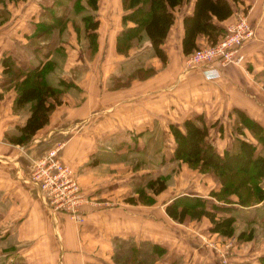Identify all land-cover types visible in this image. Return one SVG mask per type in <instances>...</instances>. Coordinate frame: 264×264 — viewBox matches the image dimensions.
I'll return each instance as SVG.
<instances>
[{"label": "crops", "instance_id": "0c3cea01", "mask_svg": "<svg viewBox=\"0 0 264 264\" xmlns=\"http://www.w3.org/2000/svg\"><path fill=\"white\" fill-rule=\"evenodd\" d=\"M118 2L120 5V0ZM241 8L247 14L253 35L240 48L241 62L220 67V76L214 80H206L199 67L183 66L181 18L191 12L192 0L174 9L175 16H178L161 44L166 65L153 55L148 40L144 49L134 45L129 53V48L130 58L135 60L134 57L145 53L148 58L141 59L139 64L142 62L143 67L152 66L155 69L153 76L129 84L126 83L129 78L127 73L130 72L128 56L115 49L116 37L122 28L119 17L120 23L115 25L113 33L100 30L96 36L99 50L103 43L107 44L108 64L113 61V67L109 69L112 75L107 77V83L104 81L107 73L104 74L99 68L87 70L79 80H74L65 68L58 71V78L69 82L71 87L64 91L62 103L52 110L48 123L24 144L11 143L7 139L16 131V126L24 122L26 115L24 110L13 108L15 92L12 88L4 90L0 64V264H99L100 252L111 250V240L118 232L115 224L120 223L114 215L107 217L106 224H103L99 213H90L92 211L87 208L85 223L82 224L64 211H53L32 181L31 171L35 161L52 148L57 150L61 162L68 163L72 178L80 189H85L91 195L90 199L98 198L99 188L120 186H114L116 181L111 183L113 172L110 173V170L114 166L111 157L115 155V147L111 143L114 139L127 140L133 136L139 139L136 148L126 147L130 153L142 151L146 156L143 157L146 166L135 172H151L155 177L163 174L166 159L172 156L174 146L172 143V148H165L163 140L169 137L163 125L182 123L196 116L207 126L208 140L220 154L232 149L236 142L245 141L254 146V155L264 157V0H238L232 3L234 13ZM119 9L122 14L120 6ZM8 12L9 21L5 24L11 23L15 14L17 17L25 14L24 11L21 15L20 11L14 15L12 10ZM39 16L41 20L35 19L34 22L44 21L43 9H40ZM227 20L220 22V25L225 28ZM100 26L99 23L97 28ZM18 29L10 32V36L7 32L0 35V59L3 54L10 55L22 68L34 66L38 62L33 54V59H30V55L22 57L17 52L15 41L20 39ZM207 43L204 35H198V46ZM50 76L47 75V79L52 83ZM247 123L253 126L248 127ZM253 129H257V134ZM100 140L107 141L108 146L99 144ZM92 156L98 158L94 165L88 164V158ZM124 172L118 177H128V173ZM200 175L202 187L201 184L196 187L198 183L192 180L190 185L195 190L189 191L190 188L170 195L163 201V207L170 199L182 194L202 196L218 205L240 207L235 195L229 196L231 203L215 200L209 192L219 188L216 175ZM259 185L264 189V173ZM164 190L154 196L163 194ZM253 208L254 211L234 219L232 240L244 253L235 264L246 261L256 264L257 257L264 255V196ZM162 214L163 209L159 218ZM205 220L207 228H210L211 223L206 217L192 222ZM142 223L146 226L145 218ZM145 228L140 227L138 231L145 232ZM162 233L160 224L155 229V238L162 236ZM99 241L103 245H99Z\"/></svg>", "mask_w": 264, "mask_h": 264}, {"label": "rangeland", "instance_id": "374dc122", "mask_svg": "<svg viewBox=\"0 0 264 264\" xmlns=\"http://www.w3.org/2000/svg\"><path fill=\"white\" fill-rule=\"evenodd\" d=\"M86 5V0H0V25L9 21V18L3 22L1 21L3 20L2 17L4 15L6 16V10H12L13 15L15 12L20 11V15L22 11L25 12L24 16L19 17L15 14L11 23L5 24L0 28V35L3 32H7V35L10 36V32L14 33L19 25L22 24L21 28L17 31L20 39L15 41L19 55L27 57V54L30 56L33 54L34 56H32L37 59L43 51L48 50L49 46V59L52 61V66L47 75H51L50 81L53 86L62 89V92L58 95L61 101L60 103H62L64 91L71 86L69 82L58 78V71L65 68L66 71L72 74L71 77L74 80L76 78L79 80L85 76L84 74L87 70L99 68L104 74L107 73L104 77L106 83L107 77L112 75L110 70L113 67V61H111L110 65L108 64L110 57L106 50L107 44L104 45L103 43L102 49L100 48L99 50L96 42L95 46H92L89 37L87 36L88 39L84 37L85 31L83 30V23L80 20L82 14L78 11L86 9ZM97 5L99 8L97 6L94 17L98 19V24L100 23L101 26L97 28L96 35H98L100 30H109L110 33H113L116 30L115 25L120 23L119 17L121 12L118 0H97ZM44 7L54 10L55 15H63V19H66L64 27L61 30L54 29L50 32L43 33L42 27L37 26V23L34 22L35 19L41 20V15L39 16L40 9H44ZM49 11L46 12L47 15L44 13V17L42 16V19H44L43 23H54L52 20L54 18L48 16ZM2 13L3 16H1ZM243 13L246 14L245 11ZM177 16L175 17L177 18ZM18 19L23 21H18ZM126 26L132 27L133 24L127 22ZM146 40L142 36L139 38L138 35L137 37H132L130 41V44L132 42L131 48L130 50L128 49L129 53L134 45L139 49H144ZM102 45H99V47ZM137 48L134 50H137ZM129 53L120 54L128 56ZM144 54L140 57H134L136 58L135 60L128 56L127 60L130 63L128 65L130 72L127 73V78H129L126 80L127 82H123L129 84L138 79L153 76L155 73L154 67H143L142 62L139 64L141 59L148 58V55ZM32 56L30 59H33ZM165 62H162V64H165ZM183 66L189 68L186 65V56L183 59ZM59 81L64 82V84L60 85ZM126 83L120 84L124 85ZM110 85L112 86V84ZM68 93L72 95L71 92L68 91ZM181 124L171 123L163 125L167 128L164 132L169 137H165L163 140L165 148H170V145L174 143L171 132L172 127H179ZM138 140L133 136L132 139L129 138L127 140L114 139L111 143L115 147V155L111 157L114 162V166L110 170V173L113 172L111 175V178H113L111 183L116 181L114 186L118 184L120 185L119 187L111 189L99 188V192L96 195L98 198L93 197L91 199L89 198L91 195L85 189H81L84 195L82 224L85 223L84 214L87 208L92 211L90 213H99L103 218V224H106L107 217L111 215H114L115 220L120 222L115 224L118 232L111 240V250L106 251L104 249L102 253L100 252L101 262L99 264H168L166 260L169 261L170 259L176 261V264H235L239 256L244 253H241L238 250L239 247H236L238 245L232 240L233 235L224 237L217 232L211 231L207 228L208 223L206 224V220L192 222V219H185L183 223H177L172 221L164 212L163 201L170 195L185 192L190 188L189 191L195 190L190 185V183L192 184V180L198 183L196 187L200 184L202 187L203 181L200 175L202 172H199L198 169H192L182 162L172 160L170 155L166 159L167 163L164 165L163 174H157L164 179L165 183L167 182L166 187L169 189L164 190L163 194L154 196V193L146 187L145 183L149 176L154 177V175L151 172L150 175H146V173L136 174L135 172L139 168L146 166L145 159L143 158L146 157L145 154L142 151L130 153L126 148H136L138 146ZM99 144L105 147L108 146L105 140H100ZM233 147L239 148V142L235 143ZM97 161L98 158L95 156L88 158V164L90 163V165L96 164ZM237 165L244 166L240 160H238ZM68 169L72 175V170L69 166ZM129 169L130 171H128ZM122 172H124L123 174L128 173V177H118ZM133 173L136 175H131ZM170 179L174 181L170 182ZM215 180H218V177ZM201 191L199 193H202ZM130 197L132 199L134 198L135 201L129 202L128 199ZM140 197H143V199H138ZM198 197L201 199L204 198L202 196ZM161 209H163V214L159 218L158 215ZM220 212H222V215L226 213L224 211ZM217 215L222 216L220 213ZM143 218H145L146 226L142 225ZM158 223L162 224L163 235L155 238V229L160 225ZM233 224L234 222L230 225L234 227ZM140 227H146L145 232H139L138 229ZM127 229H131L132 231L126 232ZM99 245H103V242L99 241ZM160 246L165 248L167 253L161 254ZM172 247L174 249L170 251ZM172 253H176L179 258H172Z\"/></svg>", "mask_w": 264, "mask_h": 264}, {"label": "trees", "instance_id": "16d2710c", "mask_svg": "<svg viewBox=\"0 0 264 264\" xmlns=\"http://www.w3.org/2000/svg\"><path fill=\"white\" fill-rule=\"evenodd\" d=\"M187 1L120 0L122 28L116 37V52L128 53L132 37L138 35L139 38L142 36L147 39L153 55L165 62L166 55L161 44L174 23V9ZM237 1L192 0L191 12L184 14L181 18L182 54L188 56L199 47L196 44L198 35L206 37L208 43L205 45L217 42L225 32L220 22L226 19L228 23L233 21L232 3ZM86 4V9L78 12L82 14L80 20L85 31L84 37L87 39L89 37L90 44L95 46L98 19L94 17V12L97 10V0H86ZM49 10L50 8L44 7L43 13L46 14ZM241 11L244 10L241 8ZM5 14L6 16L1 14L2 22L8 19V10ZM48 16L54 18L52 19L54 23H37V26L42 27L43 33L54 29L61 30L64 27L66 19H63V15H55V11L51 9ZM127 22H131L133 26H126ZM37 62L34 66L22 68L10 55L3 54L0 59L4 90L13 89L15 92L13 108L24 110L26 115L24 122L16 126V131L7 136L11 143L28 142L38 129L48 123L50 113L61 102L58 95L62 89L53 86L47 79L52 66V61L49 59V46L48 50L37 57ZM59 84L63 85L64 82L59 81ZM247 126L253 125L247 123ZM252 131L256 133L257 129ZM171 132L174 138L172 160L182 162L202 173L215 174L218 177L219 188L210 191L209 195L224 203H231L229 196L235 195L236 203L240 207L218 205L195 195H179L166 202L165 214L177 223H183L185 219L200 220L206 217L211 223L209 228L211 231L222 236L232 235L233 227L230 224L234 222L235 217L254 211V205L264 196V189L259 185V180L264 173V157L254 155V146L245 141H239V148L233 147L220 154L208 140L207 126L202 123L199 116L185 119L181 126H173ZM238 160L242 161L245 167L237 165ZM146 175L150 174L146 173ZM145 183L154 194H158L166 187L160 175L149 176ZM128 201L135 200L130 197ZM220 211L229 215L218 216ZM159 248L161 254L167 253L165 248L161 246ZM172 254V258H179L176 253ZM166 261L168 264H176V261L172 259ZM236 264L255 263L246 261ZM256 264H264V255L257 257Z\"/></svg>", "mask_w": 264, "mask_h": 264}, {"label": "built area", "instance_id": "2783aa9c", "mask_svg": "<svg viewBox=\"0 0 264 264\" xmlns=\"http://www.w3.org/2000/svg\"><path fill=\"white\" fill-rule=\"evenodd\" d=\"M252 35L247 15L242 11L235 12L233 21L225 26L224 35L214 44L198 47L186 56V65L199 67L206 80H214L220 76V67L241 62L240 48ZM56 151L55 148L50 149L35 161L31 179L53 211H64L81 222L83 192L72 178L68 166L57 157Z\"/></svg>", "mask_w": 264, "mask_h": 264}]
</instances>
